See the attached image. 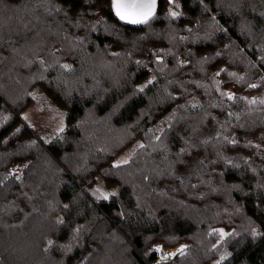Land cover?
Returning a JSON list of instances; mask_svg holds the SVG:
<instances>
[{"label":"trees","instance_id":"16d2710c","mask_svg":"<svg viewBox=\"0 0 264 264\" xmlns=\"http://www.w3.org/2000/svg\"><path fill=\"white\" fill-rule=\"evenodd\" d=\"M110 5L0 0V264H264V0ZM38 100L62 132L24 122Z\"/></svg>","mask_w":264,"mask_h":264},{"label":"snow or ice","instance_id":"6c2138e0","mask_svg":"<svg viewBox=\"0 0 264 264\" xmlns=\"http://www.w3.org/2000/svg\"><path fill=\"white\" fill-rule=\"evenodd\" d=\"M169 3H175V0H169ZM111 9L114 11L115 16L119 18L121 21H125L131 24H148L151 20H153L156 16L157 12V0H111ZM170 16L172 17H178L180 15L179 12L170 10ZM157 61H161L162 57L157 56ZM137 63H140L139 61ZM181 63H186V61H181ZM64 68H71V65L64 64L62 65ZM152 80H155V77H152ZM152 80L148 81V83H151ZM142 90V88H141ZM229 97L234 96L233 93H227ZM64 130L63 126L58 129L59 132H62ZM156 139H159V137H156ZM235 143V141H233ZM139 147H143V144L139 145ZM128 163V159H121L113 162V167H120L123 164ZM231 163V161H229ZM92 195L96 197L97 200L100 201H107L110 197H114L116 195V192L113 190L112 192L104 191L101 188H95L92 190ZM65 208L68 207V205L64 206ZM58 223H63L62 219H58ZM76 232L79 231V228L75 229ZM221 238L224 236H227L228 233L224 232L223 229L220 230ZM253 236L257 235L256 230H253L252 233ZM54 242L52 240H48V244L52 245ZM61 247H66L65 245H61ZM70 250V246H67ZM187 248V245H182L180 249L177 251L180 253V255L184 254V249ZM157 250H161V246H157ZM176 255V253H166L164 257L161 259H165L167 257H171ZM223 259V257H221ZM219 264V262H218Z\"/></svg>","mask_w":264,"mask_h":264},{"label":"rangeland","instance_id":"374dc122","mask_svg":"<svg viewBox=\"0 0 264 264\" xmlns=\"http://www.w3.org/2000/svg\"><path fill=\"white\" fill-rule=\"evenodd\" d=\"M22 116L24 122L29 126L31 130L34 131L37 130L44 133L52 130L59 132L58 129H60L62 126L64 128V124H65L64 112L62 111V109L56 107L52 102H46L43 100H38L36 103H33L29 108H27V110L23 113ZM139 145H141V142L137 141L134 146H132L131 148L120 154L117 160H121V159L129 160L131 156L135 153ZM98 187L103 189L104 191L112 192V189L108 188L105 185L102 176L98 178V181L93 189ZM221 229H218L219 235ZM224 232L228 233V235L224 236V238H228V239L235 238V235L232 232L226 230H224ZM182 245H187V243H184ZM182 245L177 246L173 249H169L162 247L160 244H157L155 248L157 250V246H161V250H157L159 253V258L161 261L166 262L172 259L175 255L171 257H167L165 259H161V258L164 257L166 253H176V254L179 253L177 250L180 249Z\"/></svg>","mask_w":264,"mask_h":264},{"label":"water","instance_id":"95a60500","mask_svg":"<svg viewBox=\"0 0 264 264\" xmlns=\"http://www.w3.org/2000/svg\"><path fill=\"white\" fill-rule=\"evenodd\" d=\"M159 3H160V0H157V12L159 10ZM157 12H156V14H157ZM114 15H115V13H114ZM116 18H117V20H119L118 17H116ZM119 21L122 22L123 24L129 25V26H140V25H143V24H131V23H128V22H125V21H121V20H119Z\"/></svg>","mask_w":264,"mask_h":264}]
</instances>
